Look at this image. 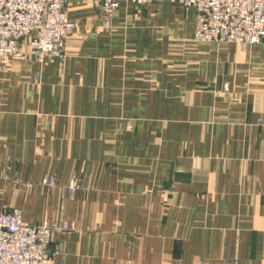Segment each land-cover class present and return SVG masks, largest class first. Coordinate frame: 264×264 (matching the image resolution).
Here are the masks:
<instances>
[{
    "label": "crops",
    "instance_id": "crops-1",
    "mask_svg": "<svg viewBox=\"0 0 264 264\" xmlns=\"http://www.w3.org/2000/svg\"><path fill=\"white\" fill-rule=\"evenodd\" d=\"M118 4L69 0L65 55L0 69V212L68 224L52 264H264V44Z\"/></svg>",
    "mask_w": 264,
    "mask_h": 264
},
{
    "label": "built area",
    "instance_id": "built-area-1",
    "mask_svg": "<svg viewBox=\"0 0 264 264\" xmlns=\"http://www.w3.org/2000/svg\"><path fill=\"white\" fill-rule=\"evenodd\" d=\"M69 0H0V69L8 70L13 60L43 63L46 57L65 55L66 45L78 23L67 12ZM109 28L118 0H95ZM138 6L157 0H131ZM196 10L195 42L264 44V0H172ZM37 80L39 78L37 77ZM58 186L56 175L48 180ZM68 190L82 188L72 176ZM57 221L29 224L21 209L0 212V264H52L58 253L54 234L68 231Z\"/></svg>",
    "mask_w": 264,
    "mask_h": 264
},
{
    "label": "rangeland",
    "instance_id": "rangeland-1",
    "mask_svg": "<svg viewBox=\"0 0 264 264\" xmlns=\"http://www.w3.org/2000/svg\"><path fill=\"white\" fill-rule=\"evenodd\" d=\"M131 1V0H130ZM134 3V2H133ZM148 4V3H147ZM176 4V3H175ZM137 5V4H136ZM144 5H146V4H144ZM144 5H140V6H144ZM138 6V5H137ZM111 27V26H110ZM109 27V28H110ZM106 29H108V28H106ZM193 36H194V34H193ZM259 44H262V43H259Z\"/></svg>",
    "mask_w": 264,
    "mask_h": 264
}]
</instances>
